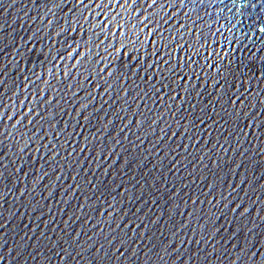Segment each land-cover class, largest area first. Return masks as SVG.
I'll return each instance as SVG.
<instances>
[{
    "label": "water",
    "instance_id": "1",
    "mask_svg": "<svg viewBox=\"0 0 264 264\" xmlns=\"http://www.w3.org/2000/svg\"><path fill=\"white\" fill-rule=\"evenodd\" d=\"M0 264H264V0H0Z\"/></svg>",
    "mask_w": 264,
    "mask_h": 264
}]
</instances>
